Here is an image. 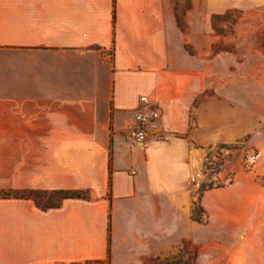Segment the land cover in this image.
<instances>
[{
	"label": "crops",
	"instance_id": "1",
	"mask_svg": "<svg viewBox=\"0 0 264 264\" xmlns=\"http://www.w3.org/2000/svg\"><path fill=\"white\" fill-rule=\"evenodd\" d=\"M188 1L0 0V264H206L224 239L255 264L264 139H238L253 127L216 105L221 75L182 50ZM143 96L161 127L135 144ZM237 143L253 167L225 160L232 182L201 194L193 162Z\"/></svg>",
	"mask_w": 264,
	"mask_h": 264
},
{
	"label": "rangeland",
	"instance_id": "2",
	"mask_svg": "<svg viewBox=\"0 0 264 264\" xmlns=\"http://www.w3.org/2000/svg\"><path fill=\"white\" fill-rule=\"evenodd\" d=\"M197 2L189 0L178 7L182 12L178 20L184 34H187V28H195L189 32L190 39H196L195 42L190 41L182 50L204 63L207 71L221 75L222 86L213 92L216 105L236 107L239 121L253 127L238 139H264V0H232L228 7L224 5L228 1L222 0L220 11L212 15L209 14V0H205L204 17L193 12ZM198 28H205V31L197 32ZM218 146L231 148L226 160L237 159L246 168H252L259 155V149L254 145ZM223 171L222 166L206 162L201 194L204 190L225 187L232 182L230 173L222 174ZM3 194L0 192V196ZM53 198L47 196L46 204L53 202ZM196 217L209 222L202 207H197ZM253 238L254 250L261 254L253 257L255 264H264V228L255 231ZM241 241H246L245 234ZM220 243L222 246L216 248L207 246L206 264L245 263L240 247H235L234 242L224 239ZM182 263V257L174 262Z\"/></svg>",
	"mask_w": 264,
	"mask_h": 264
},
{
	"label": "built area",
	"instance_id": "3",
	"mask_svg": "<svg viewBox=\"0 0 264 264\" xmlns=\"http://www.w3.org/2000/svg\"><path fill=\"white\" fill-rule=\"evenodd\" d=\"M141 106L134 115V122L127 128V135L135 144L145 143L153 135L160 131L161 114L150 107L149 100L146 96L141 97ZM231 152V148L227 146L216 145L210 153L205 155L203 159L193 162L194 170L191 177L193 182H198L205 174L206 162L210 161L221 167Z\"/></svg>",
	"mask_w": 264,
	"mask_h": 264
},
{
	"label": "trees",
	"instance_id": "4",
	"mask_svg": "<svg viewBox=\"0 0 264 264\" xmlns=\"http://www.w3.org/2000/svg\"><path fill=\"white\" fill-rule=\"evenodd\" d=\"M61 195L63 197H80L83 195L81 192H62ZM5 196V193L3 194Z\"/></svg>",
	"mask_w": 264,
	"mask_h": 264
}]
</instances>
